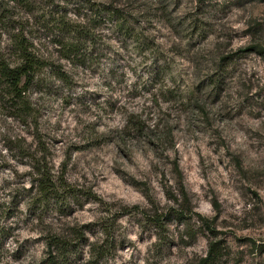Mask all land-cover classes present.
<instances>
[{
	"label": "clouds",
	"instance_id": "9594fccd",
	"mask_svg": "<svg viewBox=\"0 0 264 264\" xmlns=\"http://www.w3.org/2000/svg\"><path fill=\"white\" fill-rule=\"evenodd\" d=\"M140 2L126 0L130 5L126 10L137 16ZM54 3L63 4L64 0H54ZM47 11H51V5ZM251 15L250 9L243 13L234 10L231 19L244 27ZM91 17V13L87 17L71 11L67 14V19L78 27L65 39L79 41L85 52L97 48V55L99 51L104 54L95 62L87 59L83 67L77 64L72 77L81 87L56 80L63 87L62 99L73 102L74 107L68 109L71 116H64L66 106L60 101L47 98L33 105L40 109L39 113H13L0 106V153H4L0 162H12L13 168L4 173L12 179L15 169L21 168L18 161H23L22 170L30 171L31 175L24 178L22 186L31 187L33 181L38 185L44 172L52 171L54 165H59L67 156L76 158L75 152H66L69 145L104 137L107 147L102 152L92 151L88 156L89 166L82 168L78 176H73L71 171L68 173L72 180L86 175L88 179L80 186L87 184L99 195L81 192L75 197L68 196L66 202L44 209L43 218L39 222L33 220L26 229L24 217H20L21 229L7 246L15 249L30 236L41 235L46 239L29 240L26 247L47 253L50 238L74 239L75 229L86 237L81 249L87 258L97 260L100 247L106 249L98 264H201L209 258L217 240L235 245L227 248L218 264H264V254L250 251L253 244L236 240L237 236L248 234L254 239L257 250L264 247V106L244 108L243 116L236 113L244 95H254L259 87L247 91L240 77L230 82L226 80L227 90L219 97L209 86H205L203 92L195 87L197 81L204 78L200 74L204 69L215 71L212 64L218 51L224 50L232 40L245 41L250 37L232 33L229 25L220 28L207 43L194 50L197 41L188 35L190 29L175 32L165 19H153L151 26L141 20L142 36L154 38L163 48L139 54L135 45L125 47L126 42L117 31V20L106 19L103 25L95 27V40H79L80 28L93 27ZM40 34V43L45 46L59 35L56 32L45 34L43 29ZM162 50L171 57L168 63H172L173 71L163 86L152 90L155 73L146 69ZM117 52L124 55L122 76L113 79L108 69L113 66ZM197 52L206 58L200 59ZM4 59L9 68L25 62L19 51L10 60L7 55ZM44 72H51V68H45ZM259 84L264 86V79ZM168 88L178 89L183 98L166 100L161 93ZM86 90L100 92L103 98L91 97L88 106L81 107L75 103V97ZM134 91L139 92L142 99L133 105L127 97ZM37 95L43 96L34 91L25 94L30 99ZM260 101L264 104V97ZM108 104L114 105L115 110ZM197 104L209 113L211 126L194 107ZM132 118L144 121L147 126L142 131L137 130L129 122ZM57 122L70 123L74 128L60 130L63 143L59 153L51 140L57 134L53 131ZM39 133H47L42 138L48 151L35 149L38 142L35 137ZM20 137L24 138L22 147L32 152V156L22 157L17 149L9 151L6 147L9 138L15 141ZM150 141H155V145L150 147ZM121 148L130 153L129 159H125ZM121 168L128 174L114 171ZM59 175L57 169L56 176ZM112 176L117 179L112 180ZM56 183L59 187L58 180ZM249 189L259 193V199L254 198ZM26 203L21 204L22 210H26ZM225 222L231 234L220 236L210 231V228L225 227ZM82 224L90 227L81 229ZM51 252L57 253L54 245Z\"/></svg>",
	"mask_w": 264,
	"mask_h": 264
},
{
	"label": "rangeland",
	"instance_id": "374dc122",
	"mask_svg": "<svg viewBox=\"0 0 264 264\" xmlns=\"http://www.w3.org/2000/svg\"><path fill=\"white\" fill-rule=\"evenodd\" d=\"M49 5H51L50 12L47 11ZM112 6L117 8L121 15H124L126 27L131 29V32L127 34L123 32V29L117 28V31L126 42L125 47L130 48L131 45H135V50L139 54L151 51L157 47L163 48L162 44L157 45V41L154 38L146 35L142 36L139 27L141 20L149 22V26H151V20L157 18L165 19L169 21L170 26L175 32L190 29L191 31L188 32V35L194 37L197 41V44L193 46L194 50L202 43H207L209 38L215 35V32L219 31L220 28L228 27L229 25H231L232 33L249 36L250 39L245 41L239 39L232 40L226 44L224 50L218 51L212 64L215 71L209 72L207 69H204L200 73L204 78L199 79L195 87L203 92L205 86H209L212 92L219 97L222 92L227 90L226 80L230 82L232 79L240 77L243 87L247 91L250 92L254 86L259 87V91L254 95H244L243 100L236 107L237 115L243 116L244 108L264 106L260 101V98L264 97V86H260L259 84V81L264 79V0H141L137 6V16H132L126 10V7H130V5L126 4V0H64L63 4L54 3V0H22L18 4H14L11 0H0V52L7 56L12 55V40L16 36L24 35L34 45L35 53L44 58L47 61L46 65H48V68H51V72L42 73L40 84L31 88V91L42 93L43 96L37 95L35 99L29 98L31 105L28 113L33 111L39 113L40 109L34 108L33 105L39 100L47 98V100L53 102L60 101L66 106L64 116H71L68 109L74 107L73 102L71 99H62L63 87L56 83V80H58L56 77L58 76H54V73H59L60 79L65 84H75L76 87L82 86L72 77L76 65L62 59L63 50L60 43L65 45L67 41L65 37L69 34V30L78 27L74 22L67 19V14L71 11L76 13L77 16L84 14L87 17V14L91 13L90 23L93 27L80 29H82V40H95L94 28L103 25L106 19L112 21L109 16L103 14L104 11H108L104 10L103 7L110 9L113 8ZM246 9L252 11V15L245 22L246 26L240 27L239 24H234L231 19L234 10H239L243 13ZM129 20L132 23H129ZM173 21L174 23H172ZM41 29L44 30L45 34L56 32L59 35L54 36L49 41L48 46H45L40 43L42 39L40 34ZM106 47L110 48V46ZM82 49L83 54L87 57L83 58L82 62H79V60L75 61L76 64L82 67L87 59L91 58L95 62L104 55L102 51H99V55H97V48H92L89 52H85L83 44ZM252 53H255V55H251ZM196 54L200 59L206 58L200 56L199 52ZM209 55H211V52H209ZM115 57V60L112 61L113 66L108 69V74L113 79L122 76L121 68L123 65L121 61H124V55L119 52L115 54ZM170 59L171 57L168 56V52L162 50L153 59L152 65L146 69L155 73V76L152 77V90H155L158 85L163 86L165 79L173 71L172 63H168ZM161 61H164V63H161ZM128 66L131 67V65ZM52 77L56 79H52ZM161 95L166 100L183 98L182 93L176 88L164 89ZM91 97L102 99L103 94L86 90L82 95L75 97V103L81 107H87L89 98ZM127 99L134 105V102L142 99V97L139 92L134 91L128 94ZM0 106L4 107L7 111L16 113L4 104L1 99ZM108 107L115 110L112 104H108ZM194 107L203 113L204 121L211 126L209 113L200 108L198 104ZM72 119L75 118L73 117ZM129 122L139 131H142L147 126L144 121L135 118H132ZM65 128H72L74 130L73 125L70 123L57 122L53 126V131L57 134L52 136L51 140L52 146L57 153L60 152V146L63 143L59 132ZM45 136H47V133H39L35 137L38 141L34 146L37 151L49 150L48 145L42 138ZM23 140V137L15 141L9 138L6 147L9 148V151L12 148L17 149L18 154L22 157L32 156V152L26 151L22 147ZM153 145H155V141H150L149 146ZM105 147H107L105 138L99 136L93 137L88 143H72L69 145L66 152H75L77 154L76 158L73 159L72 156H67L65 160L60 161L59 165H54L52 171H48L51 177H55V180H53L56 186V194L52 201L45 204L40 203L36 196V190L32 188L34 181L31 187L22 186L24 178L31 175L30 171L22 170L25 167L23 161H18L21 164V168L15 169L12 179L4 175L5 172L13 168L12 162L8 160L0 162V222H2L0 223V264H51L52 256L59 257V262L62 264H98V259L106 254V249L103 246L100 247L97 253V260L87 258L81 249V245L85 243L86 237L83 236L82 232H76L75 229L73 230L74 239L67 236L50 238L49 245L54 242V238H58L66 243L67 250H59L55 247L57 249L56 254L51 252L53 245L51 247L48 246L49 251L47 253L39 249L26 247L29 244V240L39 241L46 239V237L41 235L30 236L28 239H25L23 244H18L15 249L8 247L7 242L11 240L15 232L21 229L20 217H24L23 224L26 229L33 220L39 222L43 218L44 209L54 203L59 205L61 202H66L68 196L75 197L81 192L98 196L99 194L95 193L91 186L87 184L84 187L80 186L88 179L86 175L79 176L78 180H72L68 173L71 171L73 176H78L80 170L87 168L91 163L88 156L92 154V151L102 152ZM120 151L123 153L125 159H129L130 153L125 151L124 148H121ZM83 153H87L88 155H82ZM3 156L4 153H0V157ZM69 163L71 164V169H69ZM57 169L60 172L58 177L56 176ZM114 171L123 172L125 175L128 174L124 168L115 169ZM111 179L115 180L117 177L112 176ZM56 180L59 181V187ZM136 182L139 183V181ZM60 188H63V191ZM249 192H251L254 198L259 199V193L252 189H249ZM25 202H27L26 210H22L20 206L21 204H25ZM38 212L41 213L40 216L37 215ZM216 219H219V216ZM88 227H90L89 224L80 225L81 229ZM228 229H230V226L225 222V227L210 228V231L214 235L226 236L231 234ZM236 240L237 242L246 241L253 244V248L250 250L252 253L264 254V247L257 250L255 248V241L250 235L237 236ZM216 242L221 245L222 256L229 246H235L225 240H217ZM121 250H123V246H121Z\"/></svg>",
	"mask_w": 264,
	"mask_h": 264
},
{
	"label": "trees",
	"instance_id": "16d2710c",
	"mask_svg": "<svg viewBox=\"0 0 264 264\" xmlns=\"http://www.w3.org/2000/svg\"><path fill=\"white\" fill-rule=\"evenodd\" d=\"M14 4L20 3L22 0H11ZM113 7V6H112ZM114 8V9H113ZM107 8L103 7V14L109 16L112 20H117V28L123 29V32L130 33L131 29L126 27L127 24L124 19V15H121L117 8ZM77 27L70 29L69 34L74 31ZM77 37L82 40V29L77 32ZM66 44L62 47L63 57L62 59L74 64L76 60L82 62L83 58L87 56L83 54L82 43L79 41L73 42L72 39H66ZM13 54L8 56L10 60L12 56H15L17 51L21 52L23 55L24 63L17 64L15 68H9L8 62L4 59L6 54L0 52V99L14 112H24L28 113L30 108L29 98H26L25 94L31 91V88L36 87L40 84L41 75L45 68H48L47 61L38 56L34 51V45L30 40L24 36H16L12 40ZM85 60V59H84ZM54 76H58L59 73H54ZM32 188L36 190V196L38 197L40 203H47L55 198L56 186L53 177L50 176V172L45 171L43 176L39 178V184L34 181ZM54 245L59 250H67L66 243L58 238H54V242L50 243ZM51 245H49L51 247ZM64 254V253H63ZM222 256V248L220 243H215L213 245V251L209 253V258L207 260H202L201 264H216ZM51 264H62L59 262V257L51 258Z\"/></svg>",
	"mask_w": 264,
	"mask_h": 264
}]
</instances>
